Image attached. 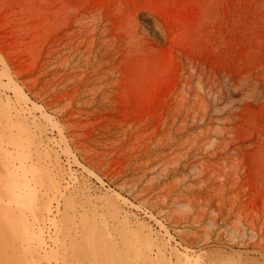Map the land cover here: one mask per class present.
<instances>
[{
  "label": "rangeland",
  "instance_id": "1",
  "mask_svg": "<svg viewBox=\"0 0 264 264\" xmlns=\"http://www.w3.org/2000/svg\"><path fill=\"white\" fill-rule=\"evenodd\" d=\"M0 264H264V0H0Z\"/></svg>",
  "mask_w": 264,
  "mask_h": 264
}]
</instances>
